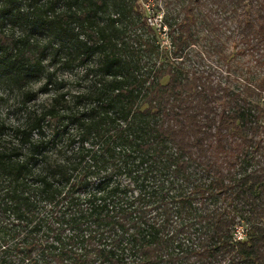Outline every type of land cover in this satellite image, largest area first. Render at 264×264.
<instances>
[{"label": "trees", "instance_id": "trees-1", "mask_svg": "<svg viewBox=\"0 0 264 264\" xmlns=\"http://www.w3.org/2000/svg\"><path fill=\"white\" fill-rule=\"evenodd\" d=\"M164 1L0 0V264H264V0Z\"/></svg>", "mask_w": 264, "mask_h": 264}, {"label": "rangeland", "instance_id": "rangeland-1", "mask_svg": "<svg viewBox=\"0 0 264 264\" xmlns=\"http://www.w3.org/2000/svg\"><path fill=\"white\" fill-rule=\"evenodd\" d=\"M142 1L143 2L147 1L146 10L149 11V14L152 17L155 16L154 12H152V10H149V9L152 8L156 11V8H158L161 11L160 15H158L159 20H160V18H162V15H164V16L168 15L169 19L172 20L175 13L178 11V9L176 7V5H177L176 3H168L167 4L164 0H142ZM147 7L149 9H147ZM157 22H159V21L157 20ZM160 38H161L162 43L165 44V46H169V44H168L166 38H164V36L160 35ZM203 47L204 46L198 47V50L201 53V56L198 55L197 57H195V56L191 57L190 60L187 62L188 65L198 66L200 68H208L210 66L214 67L216 65V62H215L216 59L215 58H211V57L203 55V52H204ZM75 74L78 75L79 72L76 71ZM79 76L81 77V75H79ZM38 88H39L38 84H35V85L33 84L34 90H37ZM19 95H20V93L14 85H11V84L8 85L6 83H3L2 80L0 79V118L4 119L5 121H7L10 124L14 120L20 119L22 116L21 113H18V112L16 113L14 111L16 104L20 100ZM36 99H37L36 100L37 102H40L45 98L42 95H38V97H36ZM263 100H264V98H263ZM237 231L240 233H243L241 228L237 229Z\"/></svg>", "mask_w": 264, "mask_h": 264}, {"label": "built area", "instance_id": "built-area-1", "mask_svg": "<svg viewBox=\"0 0 264 264\" xmlns=\"http://www.w3.org/2000/svg\"><path fill=\"white\" fill-rule=\"evenodd\" d=\"M149 22H150L151 24H153V23H157L156 19L153 20V18H150V19H149ZM236 237H237V239H242V238L244 237V233H240V232L237 231V233H236Z\"/></svg>", "mask_w": 264, "mask_h": 264}]
</instances>
